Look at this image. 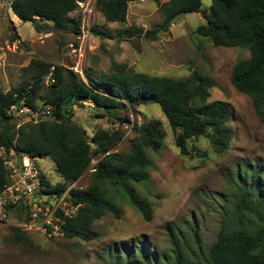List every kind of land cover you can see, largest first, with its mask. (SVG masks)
Segmentation results:
<instances>
[{"label":"trees","instance_id":"16d2710c","mask_svg":"<svg viewBox=\"0 0 264 264\" xmlns=\"http://www.w3.org/2000/svg\"><path fill=\"white\" fill-rule=\"evenodd\" d=\"M83 0H12L11 8L23 22H33L36 29L53 23L57 29L79 31V21L70 13ZM138 0H97V7L108 22H126L129 4ZM163 22L144 32L141 27L121 30V35L155 37L169 31L174 20L187 13L202 11L203 0H156ZM205 21L196 33L208 37L216 46L241 47L250 52L239 59L232 69L231 82L235 88L252 98L253 106L264 121V0H211ZM101 38H112L109 30L94 26ZM110 74L94 77L85 71V79L73 69L32 58L24 67L26 81L19 87L4 90L0 83V148L11 149L39 158L50 157L64 183L53 186L44 179L50 191L61 193L66 183L78 180L92 163L94 152L101 158L93 172V183L71 194L81 202L80 213L64 225L65 239L90 241L100 236L94 222L107 213L122 216L123 198L147 221L154 218V205L137 185L145 186L153 164L148 149L161 151L165 146L166 130L159 119L132 124L136 132L125 152L113 150L123 138L119 131L97 130L92 137L73 118L75 106L91 101L97 108L108 111L126 110L156 103L165 114L172 129L174 142L182 155L202 156L190 142L206 137L216 153L225 152L233 140L234 109L225 100L209 101L210 89L217 85L213 76L192 68L186 79L135 71L126 64H115ZM50 75V76H49ZM49 76L50 83L45 88ZM25 98L37 109L52 106L51 114L37 123L25 122L14 128V118L7 109ZM121 122H130L120 115ZM93 145L95 148L93 149ZM8 169L0 158V192L7 182ZM230 191L235 197L231 210L223 206L222 226L209 252L201 242L198 223L191 219L183 227L170 225V254L162 255L150 249L146 239L120 243L112 248L116 264H264V163L240 168L229 177ZM229 196V195H228ZM191 235L195 247L188 239ZM14 241L25 246L33 244L31 234L14 227Z\"/></svg>","mask_w":264,"mask_h":264},{"label":"rangeland","instance_id":"374dc122","mask_svg":"<svg viewBox=\"0 0 264 264\" xmlns=\"http://www.w3.org/2000/svg\"><path fill=\"white\" fill-rule=\"evenodd\" d=\"M210 4L211 0H203L201 12L180 15L169 31H161L155 37L121 35L120 31L141 27L146 32L161 24L164 18L156 0L131 2L127 21L123 23L106 21L97 0H83L70 13L71 18L79 21V31L57 29L51 22L43 23L38 30L33 22L21 21L7 1L0 4V83L4 90L19 87L26 81L24 67L32 58L73 69L84 79L86 70L98 77L112 73L117 63L135 71L177 79L188 78L192 68H196L217 81L210 89L209 101L225 100L235 113L230 122L233 140L225 152L216 153L208 138L199 137L190 146L198 147L205 155L185 156L176 146L168 120L156 103L113 111L97 108L91 101L76 105L73 118L90 137L99 129L123 134L113 145V150L119 152L127 151L135 138L132 124L153 119L162 122L167 133L165 146L158 152L148 149L153 161L149 180L145 186L137 185L153 202L154 218L145 220L120 197V218L107 213L94 222L100 233L98 238L49 239L32 234L33 244L25 246L11 237L16 214H11L9 220L0 217V264H116L112 254L115 245L143 239L150 249L165 256L172 250L170 225L183 227L191 219L198 223L202 245L209 252L222 226L223 206L228 210L234 206L235 197L230 191L237 184L232 187L229 177L236 176L240 168L245 171L248 163H264V121L257 114L252 98L238 91L231 82L233 66L239 59L248 58L250 52L238 46H216L210 38L196 33ZM94 26L111 31L113 37L101 38L93 32ZM49 76L45 88L50 83ZM115 114L130 122H121ZM25 122L28 121L19 118L12 121L15 129ZM9 153L0 148V158L5 159ZM100 158L94 152L87 171L78 180L66 183V187L90 186ZM39 164L53 186L64 183L50 157L40 158ZM188 239L195 247L190 234Z\"/></svg>","mask_w":264,"mask_h":264},{"label":"built area","instance_id":"2783aa9c","mask_svg":"<svg viewBox=\"0 0 264 264\" xmlns=\"http://www.w3.org/2000/svg\"><path fill=\"white\" fill-rule=\"evenodd\" d=\"M6 1L11 8L12 0H0V4ZM51 109V105L35 109L23 98L20 103L12 104L7 114L37 123L45 120L51 114ZM3 160L8 175L0 192V217L9 220L11 214H16L13 224L31 235L40 234L49 239L63 238L64 225L68 219L80 213L82 206L81 202L73 199V188L67 186L61 193L50 191L45 185L44 179L47 178L37 156L11 149Z\"/></svg>","mask_w":264,"mask_h":264}]
</instances>
